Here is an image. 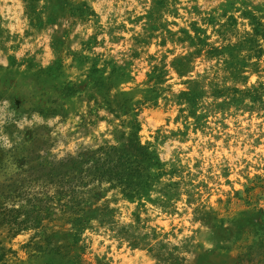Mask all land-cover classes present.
<instances>
[{
  "label": "rangeland",
  "instance_id": "obj_1",
  "mask_svg": "<svg viewBox=\"0 0 264 264\" xmlns=\"http://www.w3.org/2000/svg\"><path fill=\"white\" fill-rule=\"evenodd\" d=\"M0 264H264V0H0Z\"/></svg>",
  "mask_w": 264,
  "mask_h": 264
}]
</instances>
